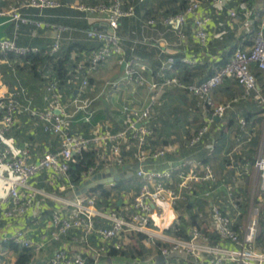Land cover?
<instances>
[{
    "label": "built area",
    "instance_id": "built-area-1",
    "mask_svg": "<svg viewBox=\"0 0 264 264\" xmlns=\"http://www.w3.org/2000/svg\"><path fill=\"white\" fill-rule=\"evenodd\" d=\"M144 1V0H141ZM206 4L211 5L214 12L206 10ZM62 7L59 0H21L11 2L6 7L0 8V18H5L17 26L29 23L42 27L44 24L33 21L28 14L31 10H55ZM75 9L87 14L90 28L86 35L90 40L96 41L98 47L85 56L76 67L70 71L67 81L72 96H68L59 81L48 71L46 79L45 105L42 109L32 106V101L21 103L15 95L4 97L0 100V135L11 133L16 125L17 118L27 116L34 127L41 126L44 134L59 139L58 152L45 151L38 160H33L32 150L25 147L19 152H14L10 147L0 144V164L13 173L15 179L11 182L7 197L0 198V222L3 220H16L27 214L37 219L44 211V202L48 195L32 187V183L42 174L51 180L64 178L71 191V199H58L57 208L53 211L50 221V234L47 242L35 241L29 229L20 228L14 234L4 237L2 244L15 245L21 250L39 254L51 243H59L70 234L75 244L87 245L90 237L97 234L104 242L98 248L100 255H107L110 247L116 251L126 250L124 239L127 236L138 237L145 235L146 240L157 248L160 255L165 257L164 264H174L179 256L190 258L196 262L209 259L208 264H264V245L256 248L259 234L260 208L253 204L245 230L240 233L235 230L236 219L242 217L240 198H236L232 188L228 189L227 199L236 212L235 218L230 217L223 210L217 198L207 216L200 214V220L206 219L205 225L199 224L192 227L190 240H182L170 233L176 225L166 230H155L154 215H160L164 206L170 204L173 208L186 200L184 195L193 196L197 193V186L204 183L210 185L215 181V175L210 166L195 159L181 160L165 170L147 168L148 164L158 162L167 155L168 148L154 149L156 132L160 125L156 122L158 108L161 105V95L169 88L181 90L203 101L213 109V116L224 118L238 102H233L215 107L212 94L227 80L237 83L244 91L241 99H248L257 89L256 74L252 66L259 72H264V15L254 11L248 0H236L234 8L227 9V0H190L184 12L169 17H162V25L174 29L180 40L186 39L189 22L193 24L195 39L202 47H206L210 38L211 24L215 15L227 12L228 19L218 23L221 28L215 39H223L238 20L241 12L244 19L241 28L245 34L252 32L255 22L260 23L259 30L251 40L250 49H237L231 60L223 66L217 67L214 73L200 84L183 83L178 77L170 76L173 72L172 62L163 63L155 78L146 77L148 69L143 66L140 57L135 56L129 60L125 57L123 40L119 34L121 22L125 18L135 15V7L125 4L122 0H104L95 5L76 4ZM228 20H230L228 22ZM157 21L151 19L147 22L149 27L156 26ZM56 31L55 42L50 47L48 54L54 56L63 49L61 33L66 29L53 27ZM41 53L38 48L21 47L13 40L0 41V55L11 54L18 58ZM113 57L119 58V64L124 65V80L149 91V103L142 109L124 106L122 109L123 128L118 131L98 127L93 129L88 136L75 131L76 115L83 113L85 123H91L95 112L94 99L91 98L92 76L100 73L101 68ZM190 67L195 65L194 60H185ZM110 87L116 88L118 82H108ZM71 100L69 101V98ZM256 100L264 106V98L260 95ZM72 108L74 111H72ZM213 123L201 127L189 140L188 146L194 149L204 143L205 137ZM241 127L247 129V122L240 121ZM103 130H106L102 132ZM250 141V139L248 140ZM211 153L214 152L213 144L206 146ZM85 153H95V166H91L83 174L82 184L92 181L97 174H103L109 169H123L125 166L140 165L135 171V176L142 182L140 190L135 193L122 191L116 197L113 194L118 189V182L113 181L96 186L95 189L78 195L79 187L70 182L68 175L73 164H77ZM239 148L236 147L228 154L229 170L234 171ZM245 168H253L257 173L254 183L259 184L261 193H264V151H260L252 166L245 164ZM174 178L178 183L174 186ZM81 184V185H82ZM102 187V188H101ZM65 191L66 187L62 186ZM109 197H105L104 193ZM213 187H209L202 197L209 198L214 194ZM50 197V196H49ZM117 201H122L123 211L116 207ZM103 204V206H101ZM101 206V207H100ZM98 219L105 221V225L98 228ZM205 231L216 235L221 243H229L236 247L235 250L223 248L214 244ZM50 264H98L89 263L80 253H72L64 247L54 251Z\"/></svg>",
    "mask_w": 264,
    "mask_h": 264
},
{
    "label": "crops",
    "instance_id": "crops-1",
    "mask_svg": "<svg viewBox=\"0 0 264 264\" xmlns=\"http://www.w3.org/2000/svg\"><path fill=\"white\" fill-rule=\"evenodd\" d=\"M19 1L21 0H0V8L6 7L11 2L17 3ZM59 1L63 4L59 9L28 12L32 13L33 21L44 24L42 27H37L33 23L17 26L5 18H0V41L9 39L21 47L46 50L55 42L56 31L53 27H63L66 29L61 33L63 49H67V51L71 49L67 67H70L79 58L89 56L91 54L89 50L97 48L98 43L87 37L85 30L88 26V20L75 9V5L99 3L104 0ZM122 1L135 7V15L123 21L119 32L123 40L125 57L127 60L135 57L133 55L140 57L143 66L148 69V73L145 75L149 79L155 78L160 63L171 61L175 65L180 63L181 66L179 64L177 68H173L170 76H179L189 83L200 84L211 76L222 62L231 60L235 52L229 55L232 45H239L242 49H250L253 45L251 41L253 38L247 41L248 44L241 41V38L244 40L245 36V32L241 28L243 19H238L236 24L230 28L231 33H229L231 35L225 36L226 38L221 40L214 38L220 29L216 23L213 24L211 26L210 45L202 47L194 37L191 22L185 30L187 36L185 40H180L174 29L163 26L157 28L143 26L148 18L158 12L175 10L173 8L176 7L177 3L180 5L181 0L180 2L179 0ZM249 3L255 12L264 15V0H250ZM235 4L236 0H227V7L233 8ZM206 10L214 12L209 4H206ZM185 60H194L195 65L184 69L182 63H185ZM252 70L256 74L257 89L248 99H241L244 91L232 80H227L218 90L213 92L212 100L215 107L239 99L226 116L221 119L213 116V109L206 107L207 105L203 101L181 90L169 88L162 93L161 105L157 110V123L160 127L153 145L154 149L167 147L169 152L158 162L148 164L147 168L160 171L168 169L181 160L195 159L211 167L215 181L211 185L209 183L195 185L197 186L196 195L191 196L185 191L186 200L174 208L170 204H166L160 213L161 216L154 215L155 230L160 232L172 225H180L184 221L192 222L191 218L194 216H198L194 221L201 226L205 225L208 217L200 220L199 216L201 213L206 215L217 198L226 214L235 218L236 212L227 199L228 189L232 188L236 189L235 197L242 200V217L235 218V230L240 233L245 230L248 223L247 214L254 204L255 207L260 208L259 224L261 226V228L259 227L260 232L256 248H261L264 245V193L255 191L253 185L257 178L255 170L245 168L246 163H250L252 166L260 151H264V106L256 100L258 95L264 98V72H259L255 66H252ZM25 77L29 78L26 79ZM91 79L92 92L90 96L95 100L93 106L95 114L91 118V123H85L83 113L77 114L74 126L76 132L89 136L97 126L103 129L109 126V130L118 131L123 128L122 109L124 106L142 110L149 103V91L146 88L124 80V67L119 64L117 57H113L103 65L100 73L92 76ZM108 82H118V86L116 88L110 87L107 85ZM10 95H15L23 104H27L31 100L33 107L42 109L45 105L46 86L42 78L35 77L29 62L0 55V100ZM72 111H74L73 108ZM241 120L247 122V129L241 127ZM211 121L213 123L204 143L191 149L188 146L189 140L201 127ZM104 131L106 130L102 132ZM249 139L250 141H248ZM0 144L10 147L14 152L29 147L32 150L33 160H38L45 151L58 152L60 149L59 139L44 134L41 126L34 127L27 116L17 118L11 133L6 136L0 135ZM208 144L214 145V152L211 153L207 150ZM236 147L239 148V155L236 157V168L232 171L227 168L228 154ZM132 173V177L126 179L133 182L130 183L131 190L124 189L127 193L138 192L142 186V182L135 176V171ZM14 179L13 173L0 164V198L8 196L11 182ZM233 182L234 187L231 185ZM177 183L178 179L174 178V186ZM62 186L66 187L65 191L61 190ZM210 186L214 188V194L209 198L202 197V193L206 192ZM32 187L48 195V199L44 202V211L37 219L31 218V215L27 214L16 220L0 222V264H17L18 258L23 252L19 248L13 250L4 246L2 244L4 237L14 234L20 228H26L29 229L35 241L47 242L51 231V216L59 206L58 199L74 197L68 189L67 180L64 178L51 180L46 174H42L32 183ZM240 189L245 191H240ZM113 195L117 198L120 197L116 193ZM116 207L120 212L123 211L122 201H117ZM103 225H105V221L98 219L97 227L100 228ZM74 235H78V233L70 234L69 237L64 238L59 243H51L39 254L28 252L32 256L31 264H50L54 251L61 247L72 253H80L86 257L89 263L164 264L163 256L160 255L157 248L147 242L145 237L140 239L139 236H127L124 239L125 251L119 252L110 247L109 253L111 251L112 253L100 255L97 250L104 246V242L97 234L90 237L87 245L73 243L71 237ZM218 244L228 250L236 249L234 245L229 243L221 242ZM208 262V258L196 262L190 258L186 259L184 256H179L175 259L174 264H208Z\"/></svg>",
    "mask_w": 264,
    "mask_h": 264
},
{
    "label": "trees",
    "instance_id": "trees-1",
    "mask_svg": "<svg viewBox=\"0 0 264 264\" xmlns=\"http://www.w3.org/2000/svg\"><path fill=\"white\" fill-rule=\"evenodd\" d=\"M248 1H250V0H248ZM95 4H97V3H91V4H86V5H95ZM235 6H236V4H235ZM186 8H187V4H184L182 7H180V9H178V10L175 9L172 12H170V11L169 12L168 11L158 12L156 15L152 16L151 18H148L145 21V23L143 24V26H146L147 25V22L149 20L155 19L157 21L156 26L150 27V28H157L159 26H163L165 28H168V27L162 25V23L160 22L161 18L162 17L173 16L175 14L184 12ZM229 8H232V7L231 6L227 7V9H229ZM46 11H50V10H46ZM31 12H32V10H31ZM31 12L28 13V14H30L29 16L33 19V15H32ZM78 12H80V11H78ZM80 13L83 14L87 18V14H85L83 12H80ZM238 17H239L238 19H244V17L241 14V12L239 13ZM130 18H132V17H130ZM126 19H128V18H125V19L122 20L121 26L123 24V21L126 20ZM227 19H228V15H227V12L226 11L224 13H222V14L215 15L214 20H213L211 26L213 24L215 25V23L218 25V23L223 22V21H225ZM229 21L230 20H228V22ZM121 26H120V29H121ZM259 27H260V23L259 22H255L253 24V27H252V32L250 34H245L244 40H243V38H241V41L244 42V43H246V44H248L247 41L249 39H251V38H254L256 32L259 30ZM89 28H90V24L88 22V26H87L85 32H87V30ZM225 28L230 32L231 29L228 28V25H226ZM168 29H170V28H168ZM219 29H221V28L219 27ZM119 32H120V30H119ZM210 33H211V29H210ZM230 33H228V35L226 37H228L229 35H231ZM246 38H248V39H246ZM215 41H217V40H215ZM210 42H211V38H209V41L207 43V46L210 45ZM220 42H222V41H220ZM31 48H33V47H31ZM239 48H240L239 45H236V44L234 46L232 45L231 46V51L229 52V55H231V53H233L234 51H236ZM95 49H90L89 51L92 52V50L94 51ZM49 50H50V48L49 49H46V50L40 49L41 53L36 54V55H30V56L23 57V58H18V57H15V56L11 55V54H7L5 56L8 57V58H13L14 57V58H18V59H20L22 61L29 62L30 63V66L32 68V72L35 74V77L37 76L38 78L39 77L42 78L43 79V82L45 83V85H46L47 82H46V79L44 77H45L46 73L48 71H50L54 75V77L59 81L60 88H62V90L68 96H72L73 93H71V91H69V86L67 84V81L70 78V76H69L70 71L73 70L76 67L77 62H79L82 59V57L79 58V60H76L70 67H67V62L69 61V56H70L71 49L68 50V51H67V49H62V51L59 54L54 55V56H50L48 54ZM133 56H136V55H133ZM227 62L228 61H225L224 63L222 62L219 66H223ZM162 64L163 63H160V65H159V67L157 69L158 71H156V74L159 72ZM171 64H172L173 68L175 69V68L178 67V65L180 63H176V65H175L174 62H172ZM182 64H183V68L184 69H187L188 67H190V66H188L185 63H182ZM179 66H181V64ZM188 72H189V70H188ZM156 74H155V76H156ZM177 77L183 83L189 84V81H186L184 78H181L179 76H177ZM90 83L92 84V79H90ZM157 132H158V130H157ZM95 160H96L95 153H85V154H83L82 157L79 159V162L77 164H73L71 166V168H70V171L68 173V175L70 177V182L73 185H75V186H80L82 184L83 174L87 171L88 168H90L91 166L92 167L95 166ZM121 182H123V180H121V181L118 182V187H119V184ZM104 196L105 197H109V194L105 192L104 193ZM197 218H198V216H194V217L191 218L192 219V222H190V221H186L185 222L184 221L180 225H176L175 228L172 229L169 232L170 233H173L175 236H177L178 238H180L182 240L188 241V240H190V232H191L192 227H196V226L198 227L199 226V224L196 221H194ZM205 234L210 237L211 241L214 244L220 243L219 242V238L216 235H213V234H211V233H209L207 231H205ZM139 237H140V239H143L144 237L146 238L145 235H139ZM257 240H258V238H257ZM7 247H9L10 249H13V250H18V247H16L13 244L8 245ZM22 251L23 252H21V254H20L19 258H18L17 264H31V262H32V256L30 254H28L27 251H24V250H22ZM110 253H112V251Z\"/></svg>",
    "mask_w": 264,
    "mask_h": 264
},
{
    "label": "water",
    "instance_id": "water-1",
    "mask_svg": "<svg viewBox=\"0 0 264 264\" xmlns=\"http://www.w3.org/2000/svg\"><path fill=\"white\" fill-rule=\"evenodd\" d=\"M125 67V64L123 65ZM140 165L136 166H125L123 169H109L103 174H97L93 177L92 181L86 182L85 184L80 185L78 195L84 194L89 190H93L96 186H101L108 182L119 181L130 179L133 175L132 172L138 170ZM129 171V172H127ZM162 260L165 262V257H162Z\"/></svg>",
    "mask_w": 264,
    "mask_h": 264
},
{
    "label": "rangeland",
    "instance_id": "rangeland-1",
    "mask_svg": "<svg viewBox=\"0 0 264 264\" xmlns=\"http://www.w3.org/2000/svg\"><path fill=\"white\" fill-rule=\"evenodd\" d=\"M189 1H190V0H189ZM189 1L181 0L180 5H178L179 3H177L176 7L173 8V9L178 10V9H180V7H182L184 4H187V5H188ZM179 2H180V0H179ZM25 78L28 79L29 77H25ZM130 183H132L131 180H126V181L121 182V183L119 184V187H118L117 191H116V194H120L125 188H126L128 191L131 190L132 186L130 185ZM133 185H134V184H133ZM231 185L234 187V186H235L234 182H233ZM231 185H230V187H232ZM253 185L255 186V191H256L257 193H259V191H260V189H259V184H258V183L255 184V183L253 182ZM257 185H258V186H257ZM213 189H214V188H213ZM240 191H245V190H244V189H240ZM232 192H233L234 195H235L236 189H232ZM247 216H249V213L247 214ZM260 228H261V226H260ZM259 232H260V231H259Z\"/></svg>",
    "mask_w": 264,
    "mask_h": 264
}]
</instances>
